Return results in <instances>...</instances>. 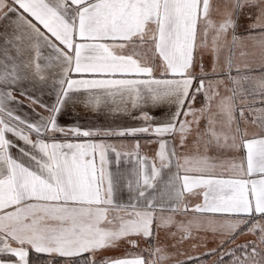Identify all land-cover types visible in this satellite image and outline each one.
<instances>
[{"label":"snow or ice","instance_id":"obj_1","mask_svg":"<svg viewBox=\"0 0 264 264\" xmlns=\"http://www.w3.org/2000/svg\"><path fill=\"white\" fill-rule=\"evenodd\" d=\"M0 264H264V0H0Z\"/></svg>","mask_w":264,"mask_h":264}]
</instances>
